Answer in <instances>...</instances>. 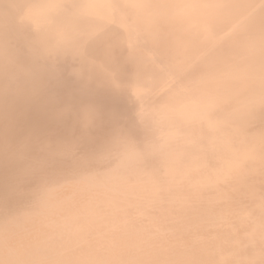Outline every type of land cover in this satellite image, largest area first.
<instances>
[{
  "label": "bare ground",
  "instance_id": "1",
  "mask_svg": "<svg viewBox=\"0 0 264 264\" xmlns=\"http://www.w3.org/2000/svg\"><path fill=\"white\" fill-rule=\"evenodd\" d=\"M0 264H264V0H0Z\"/></svg>",
  "mask_w": 264,
  "mask_h": 264
}]
</instances>
